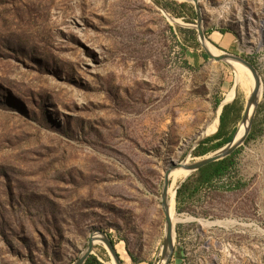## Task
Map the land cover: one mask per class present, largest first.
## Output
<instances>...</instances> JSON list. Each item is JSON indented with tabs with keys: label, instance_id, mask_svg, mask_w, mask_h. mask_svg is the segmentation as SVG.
Instances as JSON below:
<instances>
[{
	"label": "rangeland",
	"instance_id": "1",
	"mask_svg": "<svg viewBox=\"0 0 264 264\" xmlns=\"http://www.w3.org/2000/svg\"><path fill=\"white\" fill-rule=\"evenodd\" d=\"M198 16L261 89L230 172L179 210L193 172L174 166L216 151L193 153L223 103L241 136L249 96L238 64L202 56ZM170 168L169 264H264V0H0V264H74L93 232L121 264H163ZM92 255L115 264L103 242Z\"/></svg>",
	"mask_w": 264,
	"mask_h": 264
},
{
	"label": "water",
	"instance_id": "2",
	"mask_svg": "<svg viewBox=\"0 0 264 264\" xmlns=\"http://www.w3.org/2000/svg\"><path fill=\"white\" fill-rule=\"evenodd\" d=\"M193 1L195 3L197 2V0H193ZM197 31H198V40L201 43V45L204 47L207 55L210 58L217 60V61L226 60V61L238 62V63L242 64L243 66H245L246 68H248V70H250V72L252 73L254 80L256 82V86H255L254 90L249 94L246 105L244 107L241 122L246 121L251 106L254 107L253 113H255L256 105L258 102V91L260 89V78L258 76V73H257L254 65L252 63H250L248 60H246L240 56H237V55L228 54V53H224V54H220V55L213 54L206 46V39L204 36V32L201 28V25H200L199 16H198ZM224 105H225V103L220 105V111H222V108ZM252 118H253V116L249 120V127L247 129V133H246L244 139L246 138V136L249 132L251 122H252ZM234 135H235V133H234ZM234 135H233V139L230 142H228L227 144H225L221 148L217 149L213 154L208 155L205 158H202V159L195 161L193 163L184 162V163H179L176 165L179 167H183L185 169H188L191 172H194V171H197L199 168H201L202 166H204L210 162L217 161L219 159H222V158L228 156L244 141V139H243V141L241 143L233 142ZM199 142H197V145L199 144ZM177 166H174V167H177ZM169 172H170L169 169L165 172L164 182H163V187H162V192H161L162 210H163V213L165 215V238H164V243L162 246V257L164 258L163 264H169V259H170V256L172 254V251H173V241H174V236H175V229H174V224L172 222V218L170 215V208H169V204H168L169 200H168V196H167L168 195V188H169ZM181 182L179 183V185L181 184ZM175 195H176V190H175ZM94 233H100L102 235L101 239H102L105 247L110 252L112 258L114 259L115 264H121L119 261V256L117 254L118 252L116 250V246L113 244L112 240L104 232H93L90 234V236L88 238V243H87L86 249L79 256V258L76 260V262L74 264H84L85 260L92 254L94 240L96 239Z\"/></svg>",
	"mask_w": 264,
	"mask_h": 264
},
{
	"label": "trees",
	"instance_id": "3",
	"mask_svg": "<svg viewBox=\"0 0 264 264\" xmlns=\"http://www.w3.org/2000/svg\"><path fill=\"white\" fill-rule=\"evenodd\" d=\"M175 3V2H173ZM162 5L166 8H169L168 4L163 3ZM179 7H185L186 4H176ZM171 10L175 11L171 6ZM176 12V11H175ZM178 14V13H176ZM193 40V45H198V40L193 29L187 30ZM221 33H224L225 30H219ZM204 58L207 57L206 53H203ZM236 100H233L229 104H225L222 108L221 114L219 116V125L217 131L204 138L199 142V144L194 148L195 156H203L212 151H215L233 139L235 129L230 132H227L228 121L232 120L235 122V114L238 113V108L236 107ZM235 155L236 152L233 151L228 156L219 159L217 161L210 162L197 171H194L189 175L176 189V202L177 207L180 210L181 205H185L187 202H191L195 196H197L203 189H215V183L223 178L227 173L230 172L231 168L235 164ZM219 187V186H217ZM183 209V208H182ZM178 231V230H177ZM113 242V241H112ZM114 244V242H113ZM132 259L133 257L130 256ZM84 264H104L96 256L90 255L84 262Z\"/></svg>",
	"mask_w": 264,
	"mask_h": 264
},
{
	"label": "bare ground",
	"instance_id": "4",
	"mask_svg": "<svg viewBox=\"0 0 264 264\" xmlns=\"http://www.w3.org/2000/svg\"><path fill=\"white\" fill-rule=\"evenodd\" d=\"M206 46H207V44H206ZM207 48H208V46H207ZM209 49V48H208ZM210 50V49H209ZM211 51V50H210ZM212 52V51H211ZM214 54V53H213ZM232 62H234L235 63V65H237L239 68H241V70H237L236 71V81L238 82V83H241L242 85H243V88L246 90V93L249 95L253 90H254V88H255V86H256V82H255V80H254V77H253V75H252V73H250V75H251V77H249V75H248V73L246 72V67L244 68L243 67V65L242 64H240V63H238V62H235V61H232ZM248 69V68H247ZM250 71V70H249ZM254 81V82H253ZM248 82H249V84H248ZM240 84V85H241ZM260 89H261V84H260ZM260 89H259V91H258V99H259V96H260ZM253 106H251V108H250V110H249V113H248V117H247V119H246V121H244V122H242V125H244V133L241 135V136H239V137H237V138H235L234 140H233V142H235V143H241L242 141H243V139H244V137H245V135H246V133H247V129H248V127H249V120H250V118L253 116ZM177 167H179V166H177ZM174 168V167H173ZM179 168H181V169H185V168H183V167H179ZM185 170H188V169H185ZM169 177H170V174H171V171H172V168H170L169 169ZM188 171H190V170H188ZM177 181V179H175V182ZM170 184V183H169ZM168 200H169V202H168V204H169V208H170V215H171V218H172V222L173 221H176V220H179L180 218L177 216V215H175V213H174V211L172 210V207H171V204H170V197H169V189H168ZM230 223V222H229ZM94 235H95V240H94V242H96V241H100V242H103L102 241V235L100 234V233H94Z\"/></svg>",
	"mask_w": 264,
	"mask_h": 264
}]
</instances>
